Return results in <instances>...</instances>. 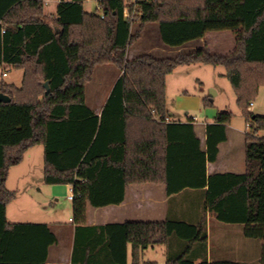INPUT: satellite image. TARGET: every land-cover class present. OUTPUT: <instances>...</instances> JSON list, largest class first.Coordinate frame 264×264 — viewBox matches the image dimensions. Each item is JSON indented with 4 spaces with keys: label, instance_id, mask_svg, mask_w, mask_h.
I'll list each match as a JSON object with an SVG mask.
<instances>
[{
    "label": "trees",
    "instance_id": "obj_1",
    "mask_svg": "<svg viewBox=\"0 0 264 264\" xmlns=\"http://www.w3.org/2000/svg\"><path fill=\"white\" fill-rule=\"evenodd\" d=\"M84 1L59 2L49 22L43 0H0V69L23 70L21 86L0 79V91L11 97L0 103V264H46L58 242L49 224L10 223L6 215L16 198L6 186L10 168L36 145L44 147L45 183L73 188L72 264H128L129 255L132 264H154L143 262L144 252L168 246L173 235L187 244L166 264H195L194 246L208 241L206 217L195 224L168 218L87 226L89 205L120 204L131 184H164L168 195L203 189L205 212L244 224L245 237L264 241V116L249 110L264 85V0H99L95 12L86 11ZM148 24H158L162 42L172 48L215 31L235 32L237 47L228 55L201 47L129 60ZM183 64L224 68L249 127L245 173H207L228 139L233 112L220 111L207 123L205 151L194 119L172 120L167 77ZM104 65L121 75L97 114L86 90ZM211 104L205 96L203 105ZM199 264L241 263L204 258Z\"/></svg>",
    "mask_w": 264,
    "mask_h": 264
},
{
    "label": "crops",
    "instance_id": "obj_2",
    "mask_svg": "<svg viewBox=\"0 0 264 264\" xmlns=\"http://www.w3.org/2000/svg\"><path fill=\"white\" fill-rule=\"evenodd\" d=\"M56 8L54 10H51L50 13H56ZM201 47L208 48L212 53L225 55L231 54L236 50L237 47V34L233 31L210 32L201 39L189 42L183 47L172 48L162 42L159 25L148 24L143 30L141 38L129 48L128 59L133 60L143 54H153L154 56L159 58L175 56L180 53L195 51L196 49ZM203 66L204 65L201 64L179 65L170 75H168L167 102L168 108L172 115V120L186 122L190 118L194 119V130L196 136L200 140L201 149L205 151L207 148V123L212 122L217 117L218 113L220 111H225L226 108L219 109L217 111L215 110V112L213 111V117L211 118V120L198 122L196 116H189V112L185 113L187 117L186 119H180L179 117H177L179 116L177 110H173V107L170 105V103L175 104L174 107H176V109L178 110L200 108L202 100L205 97V88L202 79L198 75L200 74ZM99 67L96 68L94 78L92 82L87 85L86 90L87 105L97 114L101 113L102 108L105 105L115 82L121 75L120 71L119 74L117 73V68L111 69L108 67L109 69H103L102 71L98 72L97 69ZM215 68L217 70L215 71V73L217 72L216 78L225 79V70L217 69L218 67ZM109 72H111L112 76L108 74ZM101 73L103 74L102 78H98V75ZM194 76L196 78V83L199 85V88L194 87L193 90L184 88L185 86L183 80H189V78H193ZM20 77V80L22 81L23 70ZM174 77L180 78H177V81L179 80V82L176 83L178 85V88L175 90L174 95L172 96L170 93V82ZM96 78H98L99 81L97 80L96 82ZM111 80L112 83H110V86H108V89H106V85H108L109 81ZM10 84L16 85L15 82H11ZM247 131V124L246 127H238L232 124L228 125V139L227 141L220 144V151L217 161L207 163L208 175L216 173H245ZM34 147L35 146L30 148L26 152V154H29V157L32 156L31 150ZM45 184L44 173L41 177L35 175H22L20 177H14L13 179H11L9 172L6 180V186L9 190H12L16 193V198L7 206V219L10 223L49 224L51 230L57 236L58 242L50 247L46 264H72V256L76 239V226L72 222L73 209L68 221L61 220L58 209L50 208L44 197L38 194L42 191ZM67 186L68 189L69 185ZM186 192H191L194 194L201 192L205 194V190L203 189H185L182 192L168 195L166 192V185L164 184H131L126 188L125 199L122 203L110 204L102 207H93L89 205L87 226H104L108 224L125 223L129 221H165L168 218L180 220L181 218L177 217H179V214L182 213L180 211L181 208L175 207L174 209L171 203L174 200H178L179 197ZM53 193L57 194L56 190L53 189ZM176 202L178 203V201ZM209 214L213 213L205 212L204 209L202 215L196 217L194 220L182 221L195 224L199 223L204 217H206L207 225V221L210 216ZM219 253L213 256L209 253V251H200L198 252V254H195V264L201 263L204 258H207V261L209 263L215 261H234L244 264L233 258L226 257V254H224V252L221 250ZM105 254H107V250H105L104 255ZM108 260L105 259V261ZM130 263L132 264L131 255H129L128 260V264ZM108 264L113 263L109 260Z\"/></svg>",
    "mask_w": 264,
    "mask_h": 264
},
{
    "label": "rangeland",
    "instance_id": "obj_3",
    "mask_svg": "<svg viewBox=\"0 0 264 264\" xmlns=\"http://www.w3.org/2000/svg\"><path fill=\"white\" fill-rule=\"evenodd\" d=\"M57 6V2H52L49 6H45V13L47 15L49 22H53V17L55 13H50L51 10H54ZM99 6V0H85L84 8L88 12H95ZM137 26L134 27V30ZM116 69L113 66H100L97 70L102 71L103 69ZM217 69L224 70L223 67H218ZM216 68L209 65H204L200 74L198 75L202 81L205 88V96L210 94L211 89L216 91V95L213 97V101L211 105L204 106L203 100L200 108L197 109H176L175 104L170 103L173 107V110H177L180 119H186V112H189V116H196L198 122H203L205 120H211L213 117V111L219 109H225V111L233 112L232 125L238 127H246L245 118L240 110V107L237 103V98L235 91L230 84L227 77L225 79L216 78L215 73ZM119 74V70L117 71ZM116 73V74H117ZM108 74H111L109 72ZM22 70L10 68L7 70V76H3V71L0 69V79L5 81L6 83L15 82L17 86H21L22 81L21 76ZM97 75V74H96ZM103 74H99L98 78H102ZM197 76V75H195ZM195 76L192 78L183 80L184 88L188 90H193V88H199V85L196 83ZM96 78L99 81V79ZM177 78H172L170 82V93L173 96L175 90L178 88L176 84L179 82ZM217 84H215V83ZM112 80L109 81L108 85H106V89L110 86ZM214 84V85H210ZM171 96V99H172ZM171 102V101H170ZM251 110L255 114L264 116V85L260 86L258 94L256 98L253 100V106ZM176 117V118H177ZM249 128V127H248ZM259 135L264 137V129L259 131ZM43 149L42 145L35 146L32 150V156L29 157L28 153L25 154L22 162L16 166L10 168V177L13 179L14 177H20L22 175H35L41 177L44 173V158H43ZM44 188L38 194L42 195L49 205L50 208H57L60 214V219L64 221H68L69 217L72 213V200L68 198L70 195V186L67 189L66 184H58V185H49L45 184ZM53 189L56 190L57 194L53 193ZM206 195L204 193H191L186 192L182 196L179 197L178 200H174L171 205L175 209V207H180L179 214L180 220L192 221L196 217L201 216L204 211ZM178 201V203L176 202ZM183 214V215H182ZM182 215V216H180ZM209 218L207 221V229L209 235V241L206 245L196 244L194 246V253L198 254V252H208L215 256L217 253L221 251L226 254V257L233 258L238 260L244 264H260V259L262 255L263 249V240L247 238L244 235L245 225L241 223H227L218 220L213 214H209ZM186 241L178 238L176 235H173L170 238V242L168 246L163 245H155L150 246L143 255V262L149 263L154 262V264H166L167 257L169 255H178L180 254L185 245ZM220 254V253H219ZM131 264V263H130Z\"/></svg>",
    "mask_w": 264,
    "mask_h": 264
},
{
    "label": "built area",
    "instance_id": "obj_4",
    "mask_svg": "<svg viewBox=\"0 0 264 264\" xmlns=\"http://www.w3.org/2000/svg\"><path fill=\"white\" fill-rule=\"evenodd\" d=\"M61 1H63V0H43V4H44V6H49L52 2H57V4H58ZM136 1L137 0H126V3L127 4H131V3H135ZM97 10L101 11V5H100V3H99V6H98ZM125 13H126V15H128V9L127 8L125 10ZM3 75L6 76L7 73H4ZM252 106H253V102L250 104L249 110H251V107ZM166 121H170V118H167ZM70 191H71V193L68 196V198L70 200H73V198H74V192H73V188L71 186H70Z\"/></svg>",
    "mask_w": 264,
    "mask_h": 264
},
{
    "label": "water",
    "instance_id": "obj_5",
    "mask_svg": "<svg viewBox=\"0 0 264 264\" xmlns=\"http://www.w3.org/2000/svg\"><path fill=\"white\" fill-rule=\"evenodd\" d=\"M0 85H1V84H0ZM45 87H46V89H47V90H46V94H48L49 91H50V87H49V83H48V82L45 83ZM215 95H216V91H214L213 89H211L210 94H209L210 99L213 100V97H214ZM1 102H4V103L11 102V97H10L9 95L4 94L3 92L0 91V103H1Z\"/></svg>",
    "mask_w": 264,
    "mask_h": 264
}]
</instances>
